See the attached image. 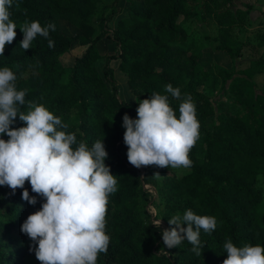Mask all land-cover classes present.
<instances>
[{"label": "trees", "instance_id": "obj_1", "mask_svg": "<svg viewBox=\"0 0 264 264\" xmlns=\"http://www.w3.org/2000/svg\"><path fill=\"white\" fill-rule=\"evenodd\" d=\"M120 1L113 0L110 7L102 8L97 33L92 18L98 11L99 0H14L9 10L10 19L17 25L16 37L0 56V68L9 67L17 75V90L27 89L26 104L31 101L45 105L69 125L66 131L76 134L77 143L83 140L91 146L103 140L108 153L104 163L117 178V191L110 194L107 205L106 233L110 243L107 253L99 255L97 264H222L227 258L223 244L228 239L237 247L264 246V198L257 184L260 177L264 178V100L249 97L242 90L249 77L264 75V52L249 61L245 70L235 73L239 79L232 86L231 95L244 118L238 113L219 114L209 130L206 121L214 115L213 106L198 91L204 82L199 73L200 57L193 52H198L197 47L194 43L188 47L186 22L195 16L193 11L186 10L189 0H126L127 16L110 29L107 23L118 13ZM206 1L208 8L224 2ZM243 7L245 10L238 8L235 13L226 8L212 17L217 27L215 48L231 60L241 56L242 48L236 42L238 30L252 9L248 3ZM108 9L111 11L104 17L102 13ZM26 19L38 20L42 26L55 24V31H50L48 37L54 41L53 48L48 47V39L39 35L29 50L20 47V28ZM60 20L78 29L79 34L62 35ZM102 35L115 45L116 53L105 58L100 73L95 63L99 61L98 43ZM75 44L83 52L73 67L66 69L60 57ZM258 46L264 50V34ZM113 60L119 61L118 69L136 98L134 104L118 98L110 67ZM215 73L222 93H226L227 75L232 73L220 69ZM167 84L179 88L181 97L190 96L195 103L200 135L189 153L192 165L188 173L178 177L167 175L166 168H158L164 200L162 220L168 228V219L177 213L183 215L186 209L197 215L214 216L216 229L211 234L201 230V256L191 251L192 245L186 240L173 248V257L170 252L159 251L162 230L154 226L139 201L140 196L146 195L148 199L149 193L144 189L146 175L128 163L123 142V115L135 119L139 100L153 92L169 95L170 106L179 115L180 101L165 93ZM22 126L25 125L17 117L11 127ZM0 139L8 137L2 135ZM24 189L36 196L27 181ZM24 189L18 188L12 195L11 189L0 186V264L20 263L23 254L8 250L5 239L22 234L21 224L44 202L36 196L37 203L29 205L21 198Z\"/></svg>", "mask_w": 264, "mask_h": 264}, {"label": "clouds", "instance_id": "obj_2", "mask_svg": "<svg viewBox=\"0 0 264 264\" xmlns=\"http://www.w3.org/2000/svg\"><path fill=\"white\" fill-rule=\"evenodd\" d=\"M14 0H0V56L5 46L16 37L17 25L10 19ZM18 7V5H17ZM25 13L27 10H24ZM20 47L27 51L39 35L48 39L55 24L42 26L38 20L23 22ZM48 47L54 41L48 39ZM17 75L9 68H0V186L15 194L27 181L31 191L44 202L38 211L21 224L20 231L36 245H30L40 264H97L101 253H107L110 237L106 233L109 196L117 191V178L105 165L108 153L103 140L91 146L76 134L67 132L68 124L45 105L26 104L27 89L17 90ZM165 93L180 101L179 115L170 106L169 95L153 92L139 100L136 118L125 114L122 127L127 146V161L133 167L190 168L191 149L199 139L200 124L196 106L190 96L181 97L179 88L165 86ZM25 126L11 127L16 118ZM73 145H76L74 148ZM154 177H160L154 173ZM27 189L21 193L29 205L37 203ZM161 220L153 221L160 228ZM169 227L161 232L167 249L183 241L201 256V230L211 234L217 220L211 215H197L186 209L168 219ZM227 258L222 264H264V246L244 244L237 247L231 239L223 244Z\"/></svg>", "mask_w": 264, "mask_h": 264}, {"label": "rangeland", "instance_id": "obj_3", "mask_svg": "<svg viewBox=\"0 0 264 264\" xmlns=\"http://www.w3.org/2000/svg\"><path fill=\"white\" fill-rule=\"evenodd\" d=\"M223 1L224 2H217L216 8L206 7V0H189L188 4L186 5L187 11H193L195 13V16L189 20V22H186V32L189 41L188 47H193L195 44L198 52H196V50H193V52L197 53L200 57L199 73L201 80L204 83L198 88V91H201L211 101L214 110V115L206 121V127L209 130L213 129L219 114L238 113L244 118V112L237 108L234 98L231 95L232 86L236 84L237 80L239 79L235 73L236 71L245 70V67H247L249 61L258 58L264 52V50L258 46V40H260L261 35L264 34V13H261L258 18L254 19L253 21H250L247 16V18L243 21V25H240L241 27L238 30V32H240L239 37L236 40L237 44L239 43V47L242 48V54L239 56L240 58L231 60L225 53L218 52L217 49L215 50L216 43L214 42V37L217 34V27L212 21L213 15L219 13L220 11H224L226 8H229L233 13H235V10L238 8L245 10L243 7L244 3L241 2L243 0H232L229 5L225 4L228 0ZM259 3L263 4L264 6V0H259ZM101 12V8H99L92 18V21L97 27V33L100 32L97 25V19L101 15ZM105 12L106 11H103V16L105 15ZM109 13L110 11L107 13V15ZM66 27H69V25H66ZM60 33L65 36L74 35L72 32H67L65 27L60 30ZM101 40L102 41L98 43V52L100 54L99 61L95 63V66L100 73L104 66L105 58L108 55L116 53L115 45L110 42L105 35H102ZM82 52L83 49L75 44L69 53H66L60 57L62 65L66 69L72 68L76 58L79 57ZM116 62H118L117 66ZM118 65V60H113L110 63V67L114 69L113 75L117 85L118 98L127 102L125 98L127 93L130 94V91L127 87V79L125 75L118 69ZM216 69L225 70L227 73H232L227 75L229 79L226 84V93H222L221 91L220 79L215 73ZM234 76L235 78H233ZM242 90L247 95H249V97H259L260 99L264 100V75H256L253 78L249 77V80L246 82V85ZM120 125L122 127V121L120 122ZM140 169L142 173L146 175L144 189L149 193L148 199L146 195L145 197L140 196L139 201L141 203V209L145 214L146 212L149 213L148 215L153 221L162 219L164 200L162 199L160 193L162 187L161 175L159 174L160 177L153 176L154 173H159L158 168L155 166H148L141 167ZM188 172V168H166L167 175H176L181 177ZM257 184L261 189L264 198V178L260 177ZM144 218H146V215H144ZM165 228L166 225L164 221L161 220V226L159 229L163 231ZM5 245L6 248L11 252L23 254L19 264H40V262L35 258L34 251H29L30 245L33 248L36 245L28 238L27 235H9L5 239ZM159 251L170 252L172 257L175 256V253H173V248L167 249L163 244V241L159 247Z\"/></svg>", "mask_w": 264, "mask_h": 264}, {"label": "crops", "instance_id": "obj_4", "mask_svg": "<svg viewBox=\"0 0 264 264\" xmlns=\"http://www.w3.org/2000/svg\"><path fill=\"white\" fill-rule=\"evenodd\" d=\"M100 4L98 6V10L99 8H101V11H102V8L104 6H107V7H110L113 3V0H99ZM242 3H248L252 6V9L249 11V14H248V18L250 21H253L254 19H257L258 16L261 14V13H264V6L263 4L259 3V0H243L241 1ZM243 4V5H244ZM119 6V10H118V13L116 14V16H114L108 23H107V26L110 28V29H114L117 25V22L121 19V18H124L127 16V12H128V7H129V4L126 0H122L119 2L118 4ZM111 11L110 9H108L106 12H105V16H107V13ZM66 25H69V27H66ZM63 27H65L66 31L67 32H72L74 35L76 34H79V31L78 29H76L75 27H73L72 25H70L69 23H67L66 21H63V20H60L59 21V30H61ZM73 35V36H74ZM65 36V35H64ZM102 41V40H101ZM101 44V43H100ZM216 47V46H215ZM100 48V47H99ZM216 50V48H215ZM219 52V51H218ZM242 54V53H241ZM240 58V57H239ZM237 59V58H236ZM257 59V58H256ZM235 60V59H234ZM254 60V59H252ZM117 61V60H116ZM118 62H116V66H117ZM114 70V69H113ZM130 93V92H129ZM131 94V93H130ZM127 93V96H126V101L127 103H130V104H134L136 102V98H135V101H134V97L132 96V94L130 95Z\"/></svg>", "mask_w": 264, "mask_h": 264}]
</instances>
